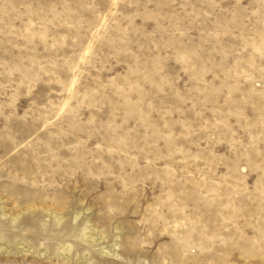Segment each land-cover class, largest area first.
Here are the masks:
<instances>
[{
    "label": "rangeland",
    "instance_id": "374dc122",
    "mask_svg": "<svg viewBox=\"0 0 264 264\" xmlns=\"http://www.w3.org/2000/svg\"><path fill=\"white\" fill-rule=\"evenodd\" d=\"M0 264H264V0H0Z\"/></svg>",
    "mask_w": 264,
    "mask_h": 264
},
{
    "label": "bare ground",
    "instance_id": "6f19581e",
    "mask_svg": "<svg viewBox=\"0 0 264 264\" xmlns=\"http://www.w3.org/2000/svg\"><path fill=\"white\" fill-rule=\"evenodd\" d=\"M58 220H59V218H58Z\"/></svg>",
    "mask_w": 264,
    "mask_h": 264
}]
</instances>
